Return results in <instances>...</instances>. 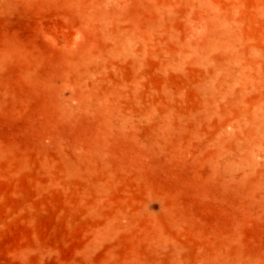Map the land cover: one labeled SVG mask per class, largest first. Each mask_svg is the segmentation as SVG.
Returning <instances> with one entry per match:
<instances>
[{
    "label": "rangeland",
    "instance_id": "1",
    "mask_svg": "<svg viewBox=\"0 0 264 264\" xmlns=\"http://www.w3.org/2000/svg\"><path fill=\"white\" fill-rule=\"evenodd\" d=\"M0 264H264V0H0Z\"/></svg>",
    "mask_w": 264,
    "mask_h": 264
}]
</instances>
